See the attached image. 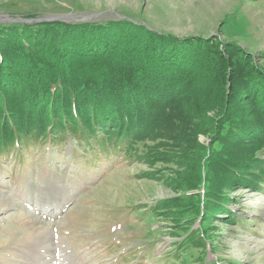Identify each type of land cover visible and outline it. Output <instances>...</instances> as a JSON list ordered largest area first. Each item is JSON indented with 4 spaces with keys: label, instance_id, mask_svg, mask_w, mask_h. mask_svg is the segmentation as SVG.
Instances as JSON below:
<instances>
[{
    "label": "rangeland",
    "instance_id": "obj_1",
    "mask_svg": "<svg viewBox=\"0 0 264 264\" xmlns=\"http://www.w3.org/2000/svg\"><path fill=\"white\" fill-rule=\"evenodd\" d=\"M28 15L122 18L176 35H215L264 72V0H0V16ZM227 69L235 75V67L212 68L210 84L195 81L199 90L224 91ZM213 115L199 122L190 113L108 161L83 160L71 140H28L0 159V264H264V183L214 179L217 157L206 171L217 145L207 128ZM206 190L227 195L230 210L211 214Z\"/></svg>",
    "mask_w": 264,
    "mask_h": 264
},
{
    "label": "trees",
    "instance_id": "obj_2",
    "mask_svg": "<svg viewBox=\"0 0 264 264\" xmlns=\"http://www.w3.org/2000/svg\"><path fill=\"white\" fill-rule=\"evenodd\" d=\"M244 53L215 35H176L122 18L0 22V159L28 140L51 146L71 140L83 160L108 161L190 113L200 122L213 112L207 128L217 145L206 171L217 157L222 164L214 179L259 188L264 72L247 67ZM224 67H235V75L227 69L224 91L199 90L196 80L210 84L212 68L221 74ZM227 172L237 177L225 178ZM212 183L210 176V192ZM210 192L211 214L230 210L227 195Z\"/></svg>",
    "mask_w": 264,
    "mask_h": 264
},
{
    "label": "water",
    "instance_id": "obj_3",
    "mask_svg": "<svg viewBox=\"0 0 264 264\" xmlns=\"http://www.w3.org/2000/svg\"><path fill=\"white\" fill-rule=\"evenodd\" d=\"M58 18H52V19H46V20H56ZM38 20H44V19H24V18H10L7 16H0V21H7V22H11V21H38Z\"/></svg>",
    "mask_w": 264,
    "mask_h": 264
},
{
    "label": "bare ground",
    "instance_id": "obj_4",
    "mask_svg": "<svg viewBox=\"0 0 264 264\" xmlns=\"http://www.w3.org/2000/svg\"><path fill=\"white\" fill-rule=\"evenodd\" d=\"M24 243H25V242H24ZM25 245H26V244H25ZM25 245H24V246H25ZM36 245H38V243H37ZM32 247H33V246H32ZM22 251H24V250H22ZM35 252H36V251H35Z\"/></svg>",
    "mask_w": 264,
    "mask_h": 264
}]
</instances>
